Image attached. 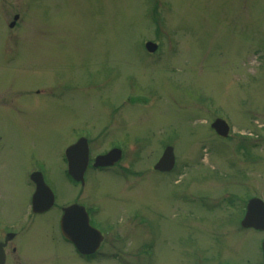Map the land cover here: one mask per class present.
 Returning <instances> with one entry per match:
<instances>
[{"label":"rangeland","instance_id":"374dc122","mask_svg":"<svg viewBox=\"0 0 264 264\" xmlns=\"http://www.w3.org/2000/svg\"><path fill=\"white\" fill-rule=\"evenodd\" d=\"M86 133L92 156L120 142L123 159L81 188L64 155ZM0 141L11 224L39 167L58 207H98L90 264H263L262 234L238 221L264 202V0H0ZM167 144L176 164L160 174ZM60 215L38 218L11 264H85Z\"/></svg>","mask_w":264,"mask_h":264},{"label":"water","instance_id":"95a60500","mask_svg":"<svg viewBox=\"0 0 264 264\" xmlns=\"http://www.w3.org/2000/svg\"><path fill=\"white\" fill-rule=\"evenodd\" d=\"M145 48L147 51L153 52L156 45L148 42L145 44ZM212 128L223 137L228 133V127L220 120L214 122ZM86 154V143L83 140H79L75 145L66 150V157L69 162V173L76 180L81 179V172L87 163ZM119 158L120 153L117 150H112L104 156L97 157L94 166H110ZM173 165V150L171 147H167L158 163L154 166V169L161 172L170 171ZM47 192L50 193L41 179H39V181H37V192L34 201L36 196L39 197L41 196L40 194L44 195L47 194ZM47 197L43 210L47 209L51 204V198L49 197L48 202ZM241 226L243 228L264 230V205L256 200H251L247 204L246 215L241 222ZM61 230L64 237L71 241L81 254L94 252L102 241L100 234L88 226L86 215L83 209L78 206H72L64 210V215L61 220ZM0 264H3V253L1 248Z\"/></svg>","mask_w":264,"mask_h":264},{"label":"flooded vegetation","instance_id":"af4514ba","mask_svg":"<svg viewBox=\"0 0 264 264\" xmlns=\"http://www.w3.org/2000/svg\"><path fill=\"white\" fill-rule=\"evenodd\" d=\"M0 143H1V141H0ZM2 149H5V146L0 145V195H1V192L3 191V180H7V177H9V174H7V177H4L2 175V169L5 166V163L7 164V161H6L7 159L1 157ZM104 153H106V152H104ZM104 153H101V154H104ZM96 156H90L88 164L83 169L84 185L80 184L79 182L74 181L70 176H68L69 179L73 182L74 185H77V186L82 188L86 184H88L87 176H88V174L90 172H101V171L109 169V168L94 169L92 167V165H93V162H94V158ZM65 164H66V167H67L66 160H65ZM9 167L12 168L11 165H9ZM33 171L35 173L33 172L31 174L30 180H29L33 191L29 195L28 200L25 197V201H26V203L24 205V207H26L25 212L23 213V210H24V207H23V209L20 212V215L18 214L17 215V219L14 220V223L11 224L10 219H9L10 218L9 217V213L11 212V208L8 207L7 204H4V205L1 204L2 202L0 201V211H1L0 212V248H1V250L3 252V255H4V257H3L4 258V264H11V262H12L11 258L16 257V256H18V258H23V256H22V254H23L22 248L23 247H21V246H23L22 245V241L31 240L30 238L32 236L30 235L31 234L30 232H32L33 227L37 223L36 220L38 218H40L41 216H43L45 214L50 213L51 210H53V209H58L60 211V213H61V215L59 216V220H58V229H59V232H60V235H61L60 219L62 217L64 208H66V207H68L70 205H73V204H78L80 206H85V205L88 204V203H86L87 200H85V198H83V199L81 198V200H80L78 198V196H77L72 203H69V204H67V206H63V207L60 208L56 204V197L53 194V192L51 191L52 194H53V204H52L51 207H49V209L43 210L44 205H45L44 203H46V202H44V200L46 199L45 196L43 194H40L41 196H39V195H38L39 197L36 196L35 201H34V198H35V194H36V182H35V180L39 181V175H41L43 181H44V178L42 176L41 169L39 167L38 168L36 167V169H34ZM8 180L11 181L12 178H10ZM21 180L25 181L26 179H25V177H23V179H21ZM25 186H26V184L24 185V187ZM21 188H22V186H21ZM22 190L24 191V188ZM1 206H4V209ZM1 208L3 210H1ZM5 208H6V210H5ZM86 212L88 214L90 213L88 209H86ZM21 215H22V217H21ZM134 219H135V216H134ZM15 226L17 227L16 231L13 230ZM247 230L253 231V232H256V233H261L262 234L261 245H262V243L264 242V231H255V230H252V229H247ZM244 231H246V230H244ZM61 239L67 245H69L71 251L73 252V254L78 259H80L83 262H86L85 264L93 263L94 261H96V259L98 257H101V255H102V253H101V250L103 249L102 245L100 246L99 251L94 253V254H92V255H81L80 253H78L76 248L72 245V243L67 241L62 235H61ZM116 240H118V237H116ZM12 243L15 244V245L12 246L11 245ZM8 250H10V254L11 255H9L7 253ZM261 255H262V263L264 264L262 249H261ZM23 260L26 261L24 258H23Z\"/></svg>","mask_w":264,"mask_h":264}]
</instances>
